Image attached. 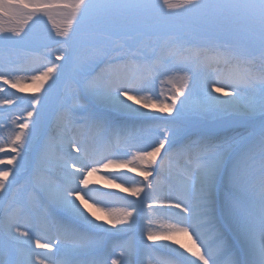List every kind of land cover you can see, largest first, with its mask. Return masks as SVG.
Listing matches in <instances>:
<instances>
[{
    "label": "snow or ice",
    "instance_id": "snow-or-ice-1",
    "mask_svg": "<svg viewBox=\"0 0 264 264\" xmlns=\"http://www.w3.org/2000/svg\"><path fill=\"white\" fill-rule=\"evenodd\" d=\"M56 10H63L61 23ZM41 17L55 32L43 47H60L55 61L30 74L35 92L47 83L44 94L28 101L26 115L12 121L18 130L0 143V200L21 179L24 191L31 189L30 226L22 230L14 212L0 217V240L7 241L0 264H108L111 256V264H146L162 251L171 255L158 264H264V0H0V20H20L0 26V93L4 86L27 91L12 52L38 42ZM220 62L229 76L202 83L203 69ZM121 72L127 77L111 78ZM161 77L183 86L161 99L152 89ZM60 88L71 105L52 112L57 134L48 135V109ZM21 99L4 95L0 109ZM231 124L248 135L229 137ZM69 129L109 146L114 141L118 150L91 151L67 137ZM177 154L186 157L180 183L160 195L156 178ZM101 167L143 177L131 186L109 180L137 199L117 197L124 205L117 208L112 193L97 198L89 177ZM54 168L61 171L55 184L44 179ZM145 205L146 219L159 210L173 222L163 231H142L138 242L124 239L136 231ZM37 218L52 235L34 231Z\"/></svg>",
    "mask_w": 264,
    "mask_h": 264
},
{
    "label": "rangeland",
    "instance_id": "rangeland-1",
    "mask_svg": "<svg viewBox=\"0 0 264 264\" xmlns=\"http://www.w3.org/2000/svg\"><path fill=\"white\" fill-rule=\"evenodd\" d=\"M63 10H56L55 13V19L57 23H61L64 19V16L62 15ZM21 20L23 19L22 17L20 18ZM43 20H47L46 17H41ZM20 23V20H14ZM31 22V21H29ZM46 26H42L38 31H44L46 30ZM9 34V33H5ZM53 36L55 35L52 34ZM47 35L43 36H36L34 35V39L38 41L37 43L33 44L30 48V50L25 51L23 49L16 50L12 52V60L13 64L18 68L21 69V71L18 72V75L23 78V82L21 83L20 87H23L27 89L25 92H20L17 89H11L8 88L7 86H4L7 89L6 93H0V98H2L4 95H14L17 97H21V101L18 102L17 104L6 106L3 109H0V112H3V115L0 116V120H3L4 124L3 127H0V143H7L10 141L12 138L13 134L15 131L18 129L16 128V125L13 124V120H15L16 116L18 114L26 115V111L29 109L30 105L28 101H31L35 97L42 96L44 94L45 89H47V83L45 84V89H41L39 92H35L33 90V86L31 85L30 82V77H26V74H31L34 71L38 74L39 70H42L47 63V61L50 59L52 61H55V50L56 48L60 47L59 45H55L52 48H45L43 47V43L45 42V38ZM215 45H210V47H214ZM150 51V50H149ZM254 64L259 61L261 63L259 56L257 55L256 57L253 58ZM56 63H61V62H56ZM203 70L208 72L207 77L203 80L202 79V73H201V82H206L212 80L216 75L219 76L221 74V67L217 64L206 67ZM181 75H183L181 73ZM229 76V74H226L225 76L222 77V79H225ZM127 76H123L122 79L126 78ZM119 78V77H117ZM121 79V78H120ZM145 79H149V77H145ZM218 78H216L217 80ZM163 81V82H162ZM48 83H51L49 81ZM183 82L180 81L179 79L173 80L171 82H168V79L166 77H161L152 84V88H154V95L159 96L161 99H164L166 96H170L174 93L175 89L178 87H182ZM163 93V94H161ZM248 94V92H246ZM183 99V96L181 97ZM68 104L71 105V99L70 96L65 95L64 89L60 88L59 92L57 94H54V99L52 104L49 106L48 113H47V119H46V124H45V132L48 135H52L57 131L56 125H55V118L52 115V112L59 108L60 104ZM179 103V102H178ZM39 107V106H38ZM153 115H158L159 113H155L153 110ZM22 122L21 120H17L16 123ZM211 121L209 120L208 123ZM243 130L242 134H247L248 129L240 124H231L226 128V134L230 132H240ZM198 131V129H193V134H195ZM78 131L74 132L73 130H70L67 132V136L69 138L75 136L78 140H80V137L78 136ZM242 136V135H241ZM240 136V137H241ZM93 139L94 144H92L91 141H86L84 143H91V151L96 150L97 148L95 147V139ZM83 143V144H84ZM113 146L109 147L106 144L101 143L99 147V151H101L102 154H107L109 151H116L115 148H112ZM117 148V147H116ZM4 154H0V156H3ZM180 157H184L182 154H180ZM174 160H177L180 162V164L184 165L186 162V159H179L177 157L174 158ZM2 167V166H0ZM180 167V166H179ZM182 167V166H181ZM118 167H110V168H100V171L97 173H94L93 176L100 177L102 179H108V178H115L119 176L117 172H113V170H116ZM168 170V169H166ZM165 170V171H166ZM56 173H59L57 169H52L50 172L46 173L44 179L45 181H50L51 183L55 184L57 181L61 179L60 175H57ZM162 175V174H161ZM164 176V174H163ZM11 180V177L9 178ZM175 180V182H180L181 176L180 173L176 174L175 177L172 178ZM171 179V180H172ZM172 180V181H173ZM24 179H21L20 183H18L16 186H14L10 194L5 197L4 199L0 200V217L5 214L6 211L10 212L13 209L17 208L18 206H21L27 210L30 211L31 209V189H29L27 192L24 191L23 185H24ZM93 182V181H92ZM166 185H168L166 182H164ZM103 184L100 185L97 184L95 186H102ZM111 191V190H110ZM104 193V191H103ZM38 195H40L38 193ZM123 205V203L121 202ZM98 214V213H96ZM38 222V218H37ZM7 241L6 239L0 240V245L6 244ZM171 254L168 252H160L159 256L164 257V256H170Z\"/></svg>",
    "mask_w": 264,
    "mask_h": 264
},
{
    "label": "bare ground",
    "instance_id": "bare-ground-1",
    "mask_svg": "<svg viewBox=\"0 0 264 264\" xmlns=\"http://www.w3.org/2000/svg\"><path fill=\"white\" fill-rule=\"evenodd\" d=\"M218 65H221V68H223V70H224V71H221V76L222 77L225 74H230V68L227 65H225L223 62L218 63ZM260 66H261V63H259V61L254 64V67L256 69H258ZM207 74H208L207 71H205V70L202 71V79L203 80L207 77ZM28 75L29 74H26V77H28ZM123 76H127V73L121 72V73L118 74V77L121 78V79L123 78ZM29 77H30V75H29ZM145 77H147V75H145ZM111 78H117V77H111ZM210 81H213V80L210 79ZM152 89H153V93H154V88H152ZM225 90L227 91L228 89H225ZM213 95L220 96L221 99H224V97L220 93H215L214 92ZM244 95L247 96L248 94L245 92ZM137 107H138V105H137ZM147 111H150V114H153V112L151 110H147ZM120 119H123V118H120ZM70 130L71 129H69V131ZM242 133H243V130H241L239 133L238 132H230V133H228V136L229 137H235V138L239 139L241 137H244V136L248 135V133L247 134L246 133L242 134ZM56 134H57V131L55 133H53L52 135H56ZM66 134L67 133H65V135ZM146 135H147V133H146ZM111 146H113L112 148H116L117 147L114 141L109 147H111ZM176 157L179 158V159H186V157H180V154H177ZM256 163H257L256 175L258 176V174H259V160H258V158H257V162ZM181 166H183V165L180 164L179 161L173 160L172 163L169 166H167L166 169H168V170L164 171L162 173V175L166 173V175H168V180H171V179H169V177H175L176 174L181 172V168H182ZM57 170L59 171V173H56V174L61 176V171L59 169H57ZM113 172L114 173L117 172V174H119V176L115 177V180H114L115 184L123 183L124 186H131L134 181L143 180V177L138 176L136 174V172H129L128 168H116V170H113ZM93 175L91 177H89V182H90L89 183V188H93V189H98L99 190L96 193L97 198H99V199H103L104 198L103 196H101V193H103V191H104V193L105 192L112 193L113 194L112 204H113L114 207H117V208H120V207L124 206V205L121 204V201L116 199L117 197H123L124 201H134V200L137 199L135 197L130 196L128 193L121 192L119 188L114 186V184L109 183V180H112L113 178L110 177L108 179H102L100 177L93 176ZM162 175L156 178L159 181L158 193L160 195H163L164 193L169 192L174 186H178L179 183H180L179 182V183H177L175 185L169 184L170 186L166 185L164 183L165 182V178ZM149 179L152 180L153 178L150 177ZM99 183H100V185L101 184H103V185L102 186H98V187L95 186V185H97ZM154 183H155V181H154ZM143 198H144V194H141V198L140 199H143ZM20 207L21 206H18L17 208L13 209L10 212H14L16 214L17 223H19L21 225V228L23 230V228L25 226H30V225L26 224V219L28 217L29 210L25 209L26 210L25 213L16 212V210L19 209ZM128 210H132L131 207H129ZM89 211H93L95 213V209H89ZM146 214H147V208H146V205H145V206H143V210L140 212V215L138 217V227H137L136 231L127 234V236L124 239H127L130 242H133V241L134 242H138L141 239L142 231H144V230H146L148 228H151L153 231H163V230H165V226L167 224L173 222L172 219H170V218L166 217L165 215L159 213V210L157 211V214H155L154 216L151 217V219H146ZM4 215L5 214H3L1 217H3ZM97 215H99V213ZM134 215H135V212H134ZM34 231L35 232H40V233L47 232L49 235L53 234V230L50 227L40 228L38 226V222H37V227L34 229ZM176 240H178L180 243H183V244H185L187 246H191V241L188 239L187 236L177 235L176 236ZM147 243L152 244L153 242H147ZM155 243L156 244H168L171 247H175V248L179 247L178 244H173L171 241H157ZM37 251H41V250H37ZM118 251L119 250H117V253H118ZM181 251H183V250L181 249ZM186 255H187V253H186ZM112 258H115V256H111L109 258L108 264H111V259ZM161 258L162 257L159 256V253H153L150 258H146V264H158V261Z\"/></svg>",
    "mask_w": 264,
    "mask_h": 264
}]
</instances>
